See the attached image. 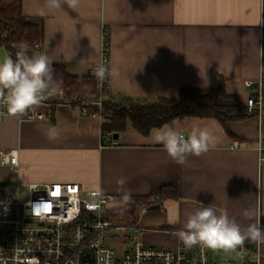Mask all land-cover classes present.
Here are the masks:
<instances>
[{
    "label": "crops",
    "instance_id": "0c3cea01",
    "mask_svg": "<svg viewBox=\"0 0 264 264\" xmlns=\"http://www.w3.org/2000/svg\"><path fill=\"white\" fill-rule=\"evenodd\" d=\"M41 5L42 0L21 1L22 14L43 25L38 53L49 54L53 65L73 76L88 75L99 63L101 32H108L106 92L115 102L175 98L181 87L214 88L222 77L226 93L244 104L254 94L246 83L264 81V0H80L76 10L65 5L45 15L39 14ZM33 112L43 119H29ZM100 123L98 115H85L79 107L41 103L0 121V152H18L16 178L22 184L74 183L83 191L120 197L117 180L124 177L132 197L174 189L176 197L157 203L160 209H140L151 213L149 228L139 226L146 246L176 248L182 242L171 233L183 227L187 213L209 205L226 210L242 229L257 220L264 225V164L257 151L264 143V116L254 113L225 127L214 119L173 121L170 126L185 136L200 127L216 137L208 152L188 155L184 165L154 142L158 129L141 136L128 124L116 144L103 145ZM49 128L58 129L55 139L46 135ZM234 140L241 148L231 146ZM245 210L252 220L243 216ZM246 240L241 254L210 249L212 261L264 264V244L256 258Z\"/></svg>",
    "mask_w": 264,
    "mask_h": 264
},
{
    "label": "built area",
    "instance_id": "2783aa9c",
    "mask_svg": "<svg viewBox=\"0 0 264 264\" xmlns=\"http://www.w3.org/2000/svg\"><path fill=\"white\" fill-rule=\"evenodd\" d=\"M107 37L108 32L102 30L100 60L90 72L97 73L101 67L107 70L104 77L99 78L100 96L106 93L107 85ZM39 48L36 45L35 51L38 52ZM246 84L254 86V94L244 103L247 113L264 116V81ZM100 96L96 98L98 101L86 100V103L99 105ZM45 100L42 103L49 105ZM8 115L6 106L0 104V121ZM28 118L40 120L43 115L33 112ZM103 140L107 145L115 144L112 134L105 135ZM231 146L241 148V143L234 140ZM257 151L260 163L264 164V143L258 145ZM0 167L7 169V179L12 178L0 181V264H216L211 259L210 248L200 245L189 249L179 243L170 249L135 241L141 230L138 225L114 224L106 213L110 204L119 203L120 197L83 191L74 183L22 184L16 178L19 169L16 150L0 152ZM55 186L61 188L58 198L50 195ZM23 189L28 200L21 204ZM45 203L51 204V210L43 207ZM260 226L264 228V225ZM117 229L125 234L118 255L108 246L111 237L108 234ZM132 232H136V236L129 237L128 233ZM247 242L245 240L243 245L237 246L240 254ZM250 242L251 254L257 258L260 244ZM126 244L129 248H125ZM237 247L231 250H237Z\"/></svg>",
    "mask_w": 264,
    "mask_h": 264
},
{
    "label": "trees",
    "instance_id": "16d2710c",
    "mask_svg": "<svg viewBox=\"0 0 264 264\" xmlns=\"http://www.w3.org/2000/svg\"><path fill=\"white\" fill-rule=\"evenodd\" d=\"M21 1L0 0V49L7 55L11 54L13 58L17 51L16 45L20 42L27 43L29 54H32L36 52V45L40 47L44 36L42 23L22 14ZM52 66L54 79L60 83L57 94L45 102L51 109L58 104H68L79 107L85 115H98L101 119L103 145H107L103 140L105 135L121 134L128 124L141 136H147L152 130L160 129L164 125L170 126L175 120L214 119L225 127L228 122H240L254 114L247 113L244 104L226 93L225 80L222 77H219L218 85L214 88L181 87L175 98H159L153 103L131 99L115 102L108 97L107 92L102 96L98 94L97 73L73 76L61 65ZM59 91L62 92L61 95L58 94ZM99 96V105L86 103L88 98ZM175 197L176 191L165 187L146 197H132L133 202L127 208H123L120 202L116 203L117 207L108 206L106 213L126 221L140 209Z\"/></svg>",
    "mask_w": 264,
    "mask_h": 264
},
{
    "label": "clouds",
    "instance_id": "9594fccd",
    "mask_svg": "<svg viewBox=\"0 0 264 264\" xmlns=\"http://www.w3.org/2000/svg\"><path fill=\"white\" fill-rule=\"evenodd\" d=\"M79 4L80 0H42L38 11L40 15H45L62 10L65 5L76 10ZM16 48L14 58L9 54L0 60V104L6 106L9 115L23 116L30 109L34 111L47 97L57 94L60 82L54 79V60L49 54H29V46L25 42H20ZM106 71L101 67L97 72L98 78L102 79ZM57 133V128H49L46 135L49 139H55ZM153 140L162 144L167 155L180 165L186 164L188 155L199 157L216 143L215 135L207 128L193 127L185 136L169 125L156 130ZM117 184L120 186L117 191L122 193L119 202L123 208H127L133 199L131 191L123 187L126 178H119ZM186 216L183 227L171 233L186 247L200 245L202 248L230 250L243 245L246 239L264 244V228L258 220L242 229L226 210L217 212L212 205L198 207ZM243 216L253 219L250 210H245ZM169 222L175 224L179 221Z\"/></svg>",
    "mask_w": 264,
    "mask_h": 264
},
{
    "label": "rangeland",
    "instance_id": "374dc122",
    "mask_svg": "<svg viewBox=\"0 0 264 264\" xmlns=\"http://www.w3.org/2000/svg\"><path fill=\"white\" fill-rule=\"evenodd\" d=\"M4 56L6 57L5 53H4ZM6 175H7V169L3 168V167H0V181L11 180L10 178L7 179ZM27 200H28L27 192H26L25 189H23L21 191V204H24ZM109 206L117 207V204L116 203H112ZM150 214H144L143 215V213H141L140 210H138V211L134 212L132 217H130L126 221H124L123 219H120L118 217L114 218L111 215L109 217L112 220V222L114 224H117V225H123V224L127 223V224H136V225H138L140 227H143V228H149L148 226L150 225L151 222H149L148 216ZM140 231H143V230H140ZM140 231H139V234L136 237L135 241H140L142 239V235H143L142 233H145V232H140ZM108 235L117 239V241H115L113 243L109 242L108 246L110 248L114 249L116 251L117 255H118L121 252V250H122V246H121L122 242L121 241L124 239L125 234L123 233L122 230L117 229V230L111 231ZM125 248H129V244H126Z\"/></svg>",
    "mask_w": 264,
    "mask_h": 264
},
{
    "label": "water",
    "instance_id": "95a60500",
    "mask_svg": "<svg viewBox=\"0 0 264 264\" xmlns=\"http://www.w3.org/2000/svg\"><path fill=\"white\" fill-rule=\"evenodd\" d=\"M87 100H90V101H98L96 98L94 97H90L88 98ZM112 138L113 140H117L118 139V134H112ZM160 209V205L159 204H152L150 205L149 207L146 208V211H154V210H158ZM136 232H132V233H128V236L129 237H133V236H136ZM237 250H238V247H237Z\"/></svg>",
    "mask_w": 264,
    "mask_h": 264
},
{
    "label": "snow or ice",
    "instance_id": "6c2138e0",
    "mask_svg": "<svg viewBox=\"0 0 264 264\" xmlns=\"http://www.w3.org/2000/svg\"><path fill=\"white\" fill-rule=\"evenodd\" d=\"M70 190H71V189H70ZM50 195H51L52 197H56V198H58V197L61 195V188H60V186H55L54 189H53V191L50 193ZM43 207H44L45 209L51 210V204H50V203H45V204L43 205Z\"/></svg>",
    "mask_w": 264,
    "mask_h": 264
}]
</instances>
